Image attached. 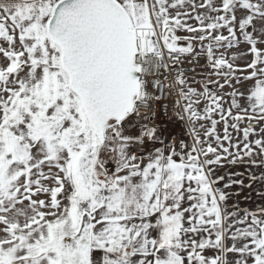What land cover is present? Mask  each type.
<instances>
[{"label":"snow or ice","instance_id":"1","mask_svg":"<svg viewBox=\"0 0 264 264\" xmlns=\"http://www.w3.org/2000/svg\"><path fill=\"white\" fill-rule=\"evenodd\" d=\"M261 125L264 0H0V264H264Z\"/></svg>","mask_w":264,"mask_h":264},{"label":"crops","instance_id":"2","mask_svg":"<svg viewBox=\"0 0 264 264\" xmlns=\"http://www.w3.org/2000/svg\"><path fill=\"white\" fill-rule=\"evenodd\" d=\"M196 85V84H195ZM193 85V86H195ZM248 85H244V87H247ZM229 90V89H226ZM169 127L172 130V133L178 138L177 142H179L180 137L184 140L185 143H187V135L190 137V135L187 132V129L180 124L176 125H169ZM182 128V129H181ZM182 131V135H179ZM178 133V134H177ZM192 143V136L190 137V143ZM247 161V158H246ZM260 164V161L257 160V164L253 165L250 162H246L244 165L239 166H233V165H225L224 168L219 169L217 171V175H223L225 177L224 181H221L218 187H223L224 183H226L231 176V179L233 180H239L242 179L245 182V185L251 183L249 176L251 174L260 175L261 170L260 167L257 165ZM264 167V166H261ZM233 172L243 173L242 176H233L231 175ZM225 191H230L233 193H239L238 196H233L229 201V210H232L233 204H239L241 209H248L249 211H257L260 207H264V199H261L258 193L260 192V186L259 184L254 185L252 189H249L247 187L241 189L240 185H233L231 189H224ZM248 196L249 199H245V197ZM211 254V253H209Z\"/></svg>","mask_w":264,"mask_h":264},{"label":"rangeland","instance_id":"3","mask_svg":"<svg viewBox=\"0 0 264 264\" xmlns=\"http://www.w3.org/2000/svg\"><path fill=\"white\" fill-rule=\"evenodd\" d=\"M197 2H199V0H197ZM173 14H174V13H173ZM188 22L191 23V24H195V23H196V21H194V20H189ZM178 34H179V35H186V33H183V32H180V33H178ZM225 34H226V33H225ZM197 50L199 51V48H198ZM246 51H247V45H241L239 49H235V48H234V49L229 50V55H230L232 52H240V53H244V52H246ZM251 59H252L251 55H248V56H242L241 60H240L238 63H239L240 66L242 67V66L244 65L245 62H248V61H250ZM194 87H196V88H200V84H196ZM224 91L227 92V91H230V90H226V89H225ZM225 99H226V101H230V98H229V97H225ZM224 107H225V109H227V108L229 107V103H225V104H224ZM202 109H203V105H201V110H202ZM233 114H234V115L236 114V111H235V110H233ZM214 118L217 119V120H219V116L216 115V114H214ZM199 123H204V124L206 125V128H210V126H211V122H210V121H201V122H199ZM199 123L197 124L196 127H197V130H198L199 133H200L201 139H204V138H205V137H204V131H205V129H201V128L199 127ZM230 123H231V121H230ZM178 124H179V123H178ZM247 124H248V122H247L246 120H245L244 122H242V123L240 124V129L242 130V129H244L245 127H247ZM169 125H170V124H169ZM169 125H168V126H169ZM223 127H224L223 122H221V123H219V124L217 125V133L220 134L221 136H223ZM260 127H264V125L257 126V128H256V132H259V131H260ZM181 129H182V128H181ZM229 131L232 133L233 143H234V144L243 140V132H242V131L237 132V131H235V130H233V129H231V128H229ZM177 134H178V133H177ZM179 135H182V131H181L180 134H178V137H179ZM189 135H190V134H189ZM190 137H191V135H190ZM190 137L187 135L186 140H187V143H188V144L190 143ZM261 137H264V134H261V136H255V135H254V136H250L249 139L254 141L255 139H257V138H261ZM180 138H181V137H180ZM237 138H238V139H237ZM215 146H216L215 143H213V147H215ZM224 146H225V147L228 146V142H227V141L224 142ZM240 147H241V149H243V143L240 144ZM231 151L235 152L236 149H235V148H232ZM256 151H259V150L257 149ZM262 159H264V157H260V156L256 157V160H258V161H261Z\"/></svg>","mask_w":264,"mask_h":264},{"label":"built area","instance_id":"4","mask_svg":"<svg viewBox=\"0 0 264 264\" xmlns=\"http://www.w3.org/2000/svg\"><path fill=\"white\" fill-rule=\"evenodd\" d=\"M201 63H203V60H201ZM184 67L187 68L189 66L187 64H185ZM196 71L197 72H200L201 69L197 68ZM186 75H188L189 78H191L192 73L191 72H188V73H186ZM161 78H163V77H161ZM197 78H199V77H197ZM170 101H171V98L170 97H167V96H165L163 94L161 95V103H170Z\"/></svg>","mask_w":264,"mask_h":264}]
</instances>
